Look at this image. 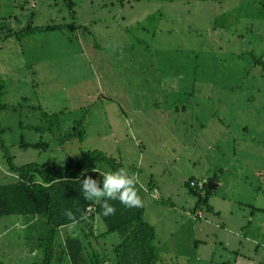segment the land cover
<instances>
[{"label":"rangeland","instance_id":"obj_1","mask_svg":"<svg viewBox=\"0 0 264 264\" xmlns=\"http://www.w3.org/2000/svg\"><path fill=\"white\" fill-rule=\"evenodd\" d=\"M68 22L76 27L15 35ZM260 61L264 0H0V183L13 180L8 155L63 164L99 149L134 167L137 187L153 183L154 197L139 192L142 217L176 264H205L200 240L219 245L223 234L226 250L209 253L218 264H233L235 251L264 264V211L254 210L258 180L264 199ZM190 176L214 177L208 208L195 205ZM94 227L84 238L83 221L60 226L53 245L75 234L112 261L120 238L99 218ZM46 233L43 214L0 216V261L40 262Z\"/></svg>","mask_w":264,"mask_h":264},{"label":"trees","instance_id":"obj_2","mask_svg":"<svg viewBox=\"0 0 264 264\" xmlns=\"http://www.w3.org/2000/svg\"><path fill=\"white\" fill-rule=\"evenodd\" d=\"M76 24L68 23H47L44 25H26L15 33L16 36L27 34L33 31L74 29ZM255 62H258L254 58ZM261 62V61H260ZM264 67V62H261ZM0 82V94H1ZM3 104L0 103V107ZM72 134L75 133L73 130ZM80 137V131L77 133ZM20 143L25 146H44V142ZM0 146L5 150V144L0 140ZM6 167L12 172L13 180L0 183V216L9 214H43L47 224V233L39 238V245L42 247L40 262L31 264H156L159 254L154 246L153 226L142 217V207L128 208L119 201H109L115 206V214L104 216L102 207L96 201L86 200L82 192L81 182L86 176L101 181L100 173H104L100 167L103 164L108 172H113L124 167L112 156L105 154L99 149H91L82 152L77 158H69L65 163L27 162L16 165L11 161L10 155L6 157ZM93 169L95 171H93ZM129 173L134 167H127ZM194 179L188 177L186 184L198 192L195 202L206 204V194L211 190L206 187L202 180L199 191L188 184ZM214 180V177H210ZM151 181L148 182V189H151ZM189 188V189H191ZM191 189V190H192ZM91 205L92 210L87 211L86 206ZM71 211L73 218L65 213ZM193 213V211H192ZM86 218H81V217ZM99 218L104 226V233L115 232L120 240L111 247L112 261L105 255L100 256L90 243L84 244L82 239L75 234L64 237L58 244L53 245V235L60 226L84 222L85 228L82 236H94V222ZM90 247L87 249V247ZM106 257V258H105ZM0 264H4L0 261Z\"/></svg>","mask_w":264,"mask_h":264},{"label":"clouds","instance_id":"obj_3","mask_svg":"<svg viewBox=\"0 0 264 264\" xmlns=\"http://www.w3.org/2000/svg\"><path fill=\"white\" fill-rule=\"evenodd\" d=\"M93 171H95L93 169ZM101 181L86 176L81 182L84 198L90 201H96L101 204L102 214L109 216L115 214V206L109 201H119L125 207H142V200L137 185L139 179L136 175L130 174L128 169L121 167L113 172L100 173ZM69 218H73V213H65ZM86 218V217H81Z\"/></svg>","mask_w":264,"mask_h":264},{"label":"crops","instance_id":"obj_4","mask_svg":"<svg viewBox=\"0 0 264 264\" xmlns=\"http://www.w3.org/2000/svg\"><path fill=\"white\" fill-rule=\"evenodd\" d=\"M133 170V169H132ZM134 171V170H133ZM133 171H132V173H133ZM131 174V173H130ZM192 178H195V179H198V178H196V177H194V176H191ZM259 178V177H258ZM150 180V179H149ZM208 180H210L209 178H207V181ZM210 181H212V182H214L216 185H217V183L212 179V180H210ZM262 182H261V180L259 181L258 180V184H257V191H256V196H255V201H257V204L254 206V210H256V211H258V212H262V211H264V202H262V201H264V199L262 200V196L260 195V191H261V186H262V184H261ZM150 184L152 185V187L151 188H154L153 187V183L152 182H150ZM149 186H147V188H148ZM216 187V186H215ZM138 188V190H139V192H141L142 193V191H144V192H147V189H145L144 187H142L141 185H140V187H137ZM148 193V192H147ZM259 193V194H258ZM149 195V194H148ZM150 196V195H149ZM156 198V197H155ZM144 204V203H143ZM209 206V205H208ZM199 211V210H198ZM200 212V211H199ZM190 214V213H189ZM192 214V213H191ZM190 214V215H191ZM251 215H252V213H251ZM195 216V215H194ZM199 217H201V214H200V216ZM198 218V217H197ZM239 220H241V219H239ZM152 225V224H151ZM153 226V225H152ZM153 229H154V227H153ZM205 238H206V236H204ZM154 239H155V231H154ZM216 240L218 239V238H215ZM229 241V236L228 235H221V237H220V239L218 240V243H219V245H216V241L214 242V240L211 242V244L210 245H207V241L206 240H200V245H201V247H200V249L202 250L203 248L206 250V251H204L206 254H205V256L204 257H202V261L204 262L205 261V264H213V262L215 263V264H218V261H214V259H213V256H212V254H209V253H212V251H216V249H217V247L216 246H218V249L217 250H219V249H221V251L223 252L224 250H226V246L228 245V242ZM153 242H154V240H153ZM198 243V241H196V240H193L192 241V244L194 245V249L196 250V248H197V244ZM157 245H155L154 244V246H155V248H157V249H159L158 251H159V256L160 257H158V260H157V262H156V264H174V262H175V264H176V261H175V259H176V256H175V254L173 253V254H168V249H166V247H164L163 245H160L159 244V240H158V242L156 243ZM258 253V250H256L255 249V253ZM240 254H242V253H239L238 254V252H234V258H233V264H249V259H246L245 258V256H242V255H240ZM163 255V256H162ZM208 255H209V258H208ZM161 258V259H160ZM172 258L174 259V262L172 261ZM192 261L193 262H196V260H198L199 258L195 255V256H193L192 255ZM188 260V259H187ZM186 260V261H187ZM220 263H222V264H224L225 262L224 261H220ZM226 264V263H225Z\"/></svg>","mask_w":264,"mask_h":264},{"label":"built area","instance_id":"obj_5","mask_svg":"<svg viewBox=\"0 0 264 264\" xmlns=\"http://www.w3.org/2000/svg\"><path fill=\"white\" fill-rule=\"evenodd\" d=\"M188 184L190 185V186H192L193 188H195V189H197L199 192H201V187H202V181L201 180H194V179H191V180H189L188 181ZM154 191H155V189L154 188H151V191H148L147 190V192L151 195V196H155V194H154ZM86 209H87V211H89V210H92V206L91 205H88V206H86ZM200 216V212L199 211H197L196 213H195V217H199Z\"/></svg>","mask_w":264,"mask_h":264},{"label":"water","instance_id":"obj_6","mask_svg":"<svg viewBox=\"0 0 264 264\" xmlns=\"http://www.w3.org/2000/svg\"><path fill=\"white\" fill-rule=\"evenodd\" d=\"M206 187L209 188V189H214L216 184L210 180L206 181Z\"/></svg>","mask_w":264,"mask_h":264}]
</instances>
